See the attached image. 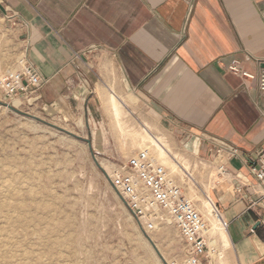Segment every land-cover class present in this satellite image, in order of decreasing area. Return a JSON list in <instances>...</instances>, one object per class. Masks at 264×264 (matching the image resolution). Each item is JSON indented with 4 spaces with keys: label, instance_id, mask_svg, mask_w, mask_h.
<instances>
[{
    "label": "crops",
    "instance_id": "obj_1",
    "mask_svg": "<svg viewBox=\"0 0 264 264\" xmlns=\"http://www.w3.org/2000/svg\"><path fill=\"white\" fill-rule=\"evenodd\" d=\"M0 19L44 80L34 100L81 101L94 120L95 87L113 73L115 94L138 97L174 150L216 166L220 150L231 189L211 194L235 263L264 264L262 196L249 173L264 148V98L256 78L226 68L233 59L254 76L264 68V0H0ZM16 62L0 60V74Z\"/></svg>",
    "mask_w": 264,
    "mask_h": 264
},
{
    "label": "rangeland",
    "instance_id": "obj_2",
    "mask_svg": "<svg viewBox=\"0 0 264 264\" xmlns=\"http://www.w3.org/2000/svg\"><path fill=\"white\" fill-rule=\"evenodd\" d=\"M5 30L0 19V60L17 61L7 74L20 69L23 54L10 44ZM109 76L95 87L100 115L94 120L81 101L77 106L45 105L32 96L7 100L0 92V206L11 205L9 212H0V262L8 257L18 264H185L184 243L168 214L153 205L145 218H136L112 184V178L122 174L120 166L148 145L132 146L131 138L116 126L107 98L117 93L119 83L113 73ZM115 95L125 104L124 132L144 127L149 135L161 138L154 122L145 118L138 97ZM167 149L192 179L175 168L169 155L156 160L175 171L177 183L198 209L209 194L216 204L211 190L231 189L232 178L218 174L219 163L191 159L169 143ZM258 190L262 205L255 208L264 232V196ZM207 214L213 227L216 218ZM207 238L211 264H236L231 248L215 229Z\"/></svg>",
    "mask_w": 264,
    "mask_h": 264
},
{
    "label": "built area",
    "instance_id": "obj_3",
    "mask_svg": "<svg viewBox=\"0 0 264 264\" xmlns=\"http://www.w3.org/2000/svg\"><path fill=\"white\" fill-rule=\"evenodd\" d=\"M227 70L244 79H255L259 95L264 98V68L256 76L243 70L241 62L231 60ZM44 84L43 78L26 60H21L20 69L0 76V92L7 100L31 96ZM219 156L218 174L225 176L227 168L224 158ZM237 150L229 152V157H236ZM223 158V159H222ZM177 164V163H176ZM178 165V164H177ZM184 177L192 179L191 174L178 165ZM122 174L112 178V184L119 192L128 209L136 218L144 216L151 206H157L168 214L180 239L183 241L187 259L185 264H211L208 260L209 225L195 202L187 197L177 183L175 172L168 171L163 165L151 158L147 151L140 150L120 166ZM249 173L264 196V148L249 165ZM213 212L226 230L225 220L215 203Z\"/></svg>",
    "mask_w": 264,
    "mask_h": 264
},
{
    "label": "bare ground",
    "instance_id": "obj_4",
    "mask_svg": "<svg viewBox=\"0 0 264 264\" xmlns=\"http://www.w3.org/2000/svg\"><path fill=\"white\" fill-rule=\"evenodd\" d=\"M107 106H108V110L111 112V114H112V116H113V120H114V122L116 123V126L121 130H119L120 132H122L121 134H126L127 133V135L131 138V140H130V143L132 144V146H135V145H139L140 144V146L141 145H148V147H146V148H144L143 150H145V151H147V153H148V155L151 157V158H153L157 163H159L158 161H160V159H161V157L163 156H166V155H169V151H168V149H167V142L163 139H161V138H156L155 136H152V135H149L148 134V131L146 130V128H142L141 129V131L140 132H138L137 130H133V129H131V130H127V132H124V127H126V129H127V125H124V124H126L122 119H121V109H124L125 108V104H124V102H123V100L121 99V98H119V97H117V96H115V95H109L108 96V98H107ZM124 134V135H125ZM169 157L171 158V161L173 162V164L175 165V168H179V166L175 163V160L174 159H172V157H171V155H169ZM158 161H157V160ZM174 160V161H173ZM161 164V163H160ZM161 165H163V164H161ZM173 172H175V171H173ZM225 179V178H224ZM189 198V197H188ZM189 199H191V198H189ZM191 200H193V199H191ZM212 199H211V197H210V194L208 195V197H205L204 198V202H203V205L201 204V208L199 209V211L202 213V215H203V217L205 218V219H207V221H208V214H207V212L208 213H213V215H214V217L216 218V224L212 227L211 225H210V223H209V221H208V223H209V232H210V235H211V233H212V229H215V231L217 232V235H218V237L220 238V240H223V242H226L228 245H229V247L233 250V247H232V244H231V241H230V239H229V235H228V231L224 228V227H222V225L220 224V221H219V219L215 216V214H214V212H213V205H212ZM2 205V204H1ZM7 206V207H6ZM3 207H5V208H3ZM9 207H11V205H3L2 207L0 206V212H2L3 211V209H7V211L8 210H10V208ZM15 209V208H14ZM4 211H6V210H4ZM6 211V212H7ZM9 212V211H8ZM11 212V211H10ZM18 212V211H17ZM9 214V213H8ZM7 214V215H8ZM17 214V213H16ZM146 214V213H145ZM144 214V216L143 217H141V218H145V215ZM4 215H6V214H4ZM18 215V214H17ZM16 215V216H17ZM22 215V212H21V214H20V216ZM13 217V216H12ZM5 218L7 219V217L5 216ZM22 218H24V217H22ZM21 218V219H22ZM15 219V218H14ZM8 220V219H7ZM11 221H14V220H9V224H11L10 222ZM8 222V221H7ZM6 222V223H7ZM20 225V224H19ZM9 226V225H8ZM11 226V225H10ZM25 226V225H24ZM12 227V226H11ZM9 229H10V227H9ZM6 230V229H5ZM8 230V229H7ZM6 230V231H7ZM11 230V229H10ZM13 230V229H12ZM6 231L4 232V233H6ZM9 231V230H8ZM8 231H7V233H8ZM10 232V231H9ZM7 233H6V236H7ZM9 235V234H8ZM2 236V235H1ZM5 236V235H4ZM3 236V237H4ZM12 236H10V238H11ZM7 238V237H6ZM0 239H2L1 237H0ZM3 240V239H2ZM1 240V241H2ZM8 241L10 240V239H7ZM7 241V242H8ZM12 241H13V239H12ZM9 243H10V241H9ZM14 243V242H13ZM8 244V243H7ZM17 244V243H16ZM0 245H3V244H0ZM5 245V244H4ZM214 245V244H213ZM8 247V246H7ZM6 247V248H7ZM9 247H11V246H9ZM2 249L4 248V247H1ZM13 248V247H12ZM8 250H9V248H8ZM11 250V249H10ZM10 250L8 251V252H10ZM16 250V249H15ZM149 250V249H148ZM2 252V251H1ZM0 252V253H1ZM151 252V251H150ZM210 254V253H209ZM154 255V254H153ZM8 256V255H7ZM1 258V257H0ZM8 258V257H7ZM7 258H4V257H2V259H1V262H0V264H18V263H16V262H11V261H9V260H7ZM39 258V257H38ZM11 260V259H10ZM28 261V260H27ZM20 262H22L21 260H20ZM24 263H26L25 261L23 262V264ZM20 264V263H19Z\"/></svg>",
    "mask_w": 264,
    "mask_h": 264
},
{
    "label": "water",
    "instance_id": "obj_5",
    "mask_svg": "<svg viewBox=\"0 0 264 264\" xmlns=\"http://www.w3.org/2000/svg\"><path fill=\"white\" fill-rule=\"evenodd\" d=\"M8 109H10V110H12V111H15V110H13V108H11L10 106H6ZM17 112V111H16ZM17 113H20V112H17ZM35 119V118H34ZM49 126H51V125H49ZM53 127V126H52ZM58 130H60V131H62V132H64V133H67V132H65L64 130H62V129H59L58 128ZM69 134V133H68ZM69 135H71V134H69ZM73 137H75V136H73ZM77 138V137H76ZM149 242L152 244V242H151V240L149 239ZM152 246H153V248H154V250L156 251V253L161 257V255L159 254V252H158V250H157V248L155 247V245L154 244H152Z\"/></svg>",
    "mask_w": 264,
    "mask_h": 264
}]
</instances>
